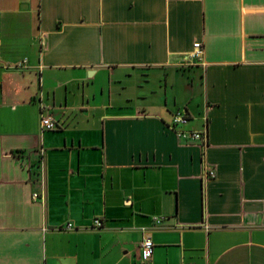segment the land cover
Here are the masks:
<instances>
[{"label": "crops", "instance_id": "obj_1", "mask_svg": "<svg viewBox=\"0 0 264 264\" xmlns=\"http://www.w3.org/2000/svg\"><path fill=\"white\" fill-rule=\"evenodd\" d=\"M0 264H264V0H0Z\"/></svg>", "mask_w": 264, "mask_h": 264}, {"label": "built area", "instance_id": "obj_2", "mask_svg": "<svg viewBox=\"0 0 264 264\" xmlns=\"http://www.w3.org/2000/svg\"><path fill=\"white\" fill-rule=\"evenodd\" d=\"M192 47L193 49L187 53L188 57H194V58H200L201 52H202V47L199 41H193L192 42ZM25 62V59H23L21 62H18L16 64L17 67H21L23 63ZM187 118L186 111L184 108H178L172 113V123H183L185 122ZM41 125L44 126L45 128H53L55 126L54 120L51 118L49 115H43L41 117ZM180 135H186L191 139H196L199 140L202 144L206 143V133L205 131H198V130H188V131H183L181 130ZM214 175V168L213 166H206L204 169V172L202 173L203 177H212ZM38 193L33 192V197H37ZM92 224L94 226H100L101 225V220L99 217L95 216L92 219ZM72 222L67 221L65 224L66 228H71L72 227ZM140 259L143 262H146L150 259L151 255V245L152 241L148 235H143L141 240H140Z\"/></svg>", "mask_w": 264, "mask_h": 264}]
</instances>
